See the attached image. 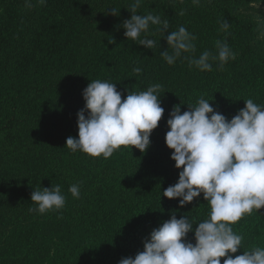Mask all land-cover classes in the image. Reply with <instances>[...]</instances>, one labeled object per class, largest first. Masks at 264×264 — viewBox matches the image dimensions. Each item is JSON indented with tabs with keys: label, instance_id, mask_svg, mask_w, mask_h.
I'll return each mask as SVG.
<instances>
[{
	"label": "trees",
	"instance_id": "obj_1",
	"mask_svg": "<svg viewBox=\"0 0 264 264\" xmlns=\"http://www.w3.org/2000/svg\"><path fill=\"white\" fill-rule=\"evenodd\" d=\"M31 2L29 9L26 0H0V264H119L143 251L151 231L173 214L190 218L187 239L194 244V229L211 209L203 193L183 206L181 198L163 196L182 170L166 144L167 119L175 105L187 111L201 96L229 120L247 99L264 106V38L257 20H264V10L255 7L264 0H142L138 14L159 15L170 25L165 35L151 24L141 34L157 41L154 50L124 35L134 0ZM112 7L120 9L118 16ZM180 26L196 36V50L169 65L161 52ZM217 40L228 43L234 60L223 68L212 61L211 71L190 66L185 57L216 54ZM96 79L116 83L122 99L162 85L165 113L146 151L122 146L105 159L66 146L68 137L78 138L83 90ZM57 184L64 208L30 211L37 207L32 192ZM72 184L80 185L79 199L69 191ZM231 227L243 236L234 257L264 247V207Z\"/></svg>",
	"mask_w": 264,
	"mask_h": 264
},
{
	"label": "clouds",
	"instance_id": "obj_2",
	"mask_svg": "<svg viewBox=\"0 0 264 264\" xmlns=\"http://www.w3.org/2000/svg\"><path fill=\"white\" fill-rule=\"evenodd\" d=\"M44 5L47 0H37ZM142 0H134L128 8L132 15L123 22L124 35L149 49H155L157 41L142 33L156 25L167 32L170 25L159 15L138 14ZM199 5L201 0H192ZM31 0L26 7L32 8ZM120 9L112 7V15L118 16ZM261 37L264 38V20L257 17ZM221 30L227 32L230 24L220 22ZM163 35V36H164ZM168 48L161 52L163 59L173 65L184 53H195L196 36L184 26L171 31L166 37ZM216 54L205 50L199 57H185L190 66L200 71H211L212 61L219 67L236 58L235 52L224 40L215 42ZM171 49V52L168 49ZM136 75L142 73L135 67ZM162 85L152 84L146 90L123 93L116 83L108 80H91L83 90L85 107L78 112V138L68 137L66 146L73 152L81 151L92 157L110 158L122 146H135L142 152L151 144L150 136L158 127L165 108L161 100ZM211 100L201 96L189 110L181 111L175 105L167 119L169 130L166 144L174 151L171 158L175 166L182 169L174 185L163 190V196L181 198V206L190 203L203 193L210 205L209 218L195 227V243L187 239L194 224L188 216L172 215L159 227L154 228L150 238L144 241V250L135 257L122 258L119 264H264V247L256 246L243 254V236L234 232L232 224L245 214L264 207V106L245 100L246 106L230 120L216 111ZM87 112V115L85 114ZM69 191L80 198V185L72 184ZM31 201L37 207L30 211L44 214L64 208L66 196L60 185L35 189Z\"/></svg>",
	"mask_w": 264,
	"mask_h": 264
},
{
	"label": "rangeland",
	"instance_id": "obj_3",
	"mask_svg": "<svg viewBox=\"0 0 264 264\" xmlns=\"http://www.w3.org/2000/svg\"><path fill=\"white\" fill-rule=\"evenodd\" d=\"M255 7H256V8H260V7H261V8H263V10H264V6L256 5ZM250 12H252V11H248V13H250Z\"/></svg>",
	"mask_w": 264,
	"mask_h": 264
}]
</instances>
